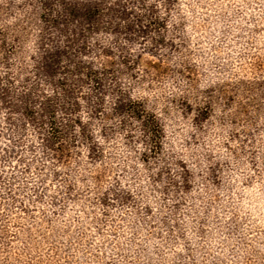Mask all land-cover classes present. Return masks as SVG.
Returning a JSON list of instances; mask_svg holds the SVG:
<instances>
[{
  "label": "rangeland",
  "instance_id": "rangeland-1",
  "mask_svg": "<svg viewBox=\"0 0 264 264\" xmlns=\"http://www.w3.org/2000/svg\"><path fill=\"white\" fill-rule=\"evenodd\" d=\"M0 264H264V0H0Z\"/></svg>",
  "mask_w": 264,
  "mask_h": 264
}]
</instances>
